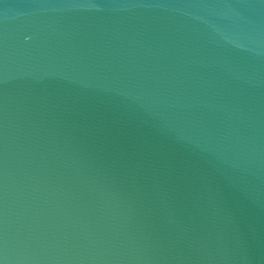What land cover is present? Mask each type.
<instances>
[{
    "label": "water",
    "instance_id": "obj_1",
    "mask_svg": "<svg viewBox=\"0 0 264 264\" xmlns=\"http://www.w3.org/2000/svg\"><path fill=\"white\" fill-rule=\"evenodd\" d=\"M0 264H264V0H0Z\"/></svg>",
    "mask_w": 264,
    "mask_h": 264
}]
</instances>
